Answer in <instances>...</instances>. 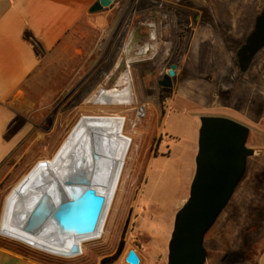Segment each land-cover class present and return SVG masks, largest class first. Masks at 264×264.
Wrapping results in <instances>:
<instances>
[{
  "label": "rangeland",
  "instance_id": "1",
  "mask_svg": "<svg viewBox=\"0 0 264 264\" xmlns=\"http://www.w3.org/2000/svg\"><path fill=\"white\" fill-rule=\"evenodd\" d=\"M262 10L264 0H114L92 12L83 33L45 56L29 79L27 111L16 122L24 132L7 134L14 143L0 164V222L12 187L54 155L81 115L117 113L127 117L124 133L133 142L106 237L84 242L73 257L2 234L0 245L44 264H102L105 258L124 264L131 248L139 264H166L174 215L194 173L186 178L199 116L221 112L249 127L246 145L254 154L205 235L204 264H255L264 244V47L245 72L235 55ZM171 63L172 86L163 90L158 80ZM124 73L130 78L128 104L89 100L115 87Z\"/></svg>",
  "mask_w": 264,
  "mask_h": 264
},
{
  "label": "water",
  "instance_id": "2",
  "mask_svg": "<svg viewBox=\"0 0 264 264\" xmlns=\"http://www.w3.org/2000/svg\"><path fill=\"white\" fill-rule=\"evenodd\" d=\"M113 1L96 0L90 11H98ZM262 47L264 10L255 17L252 31L236 51L241 72L248 69ZM175 68L172 63L159 80L161 86H172ZM199 121L194 173L188 196L174 215L166 264H204L207 257L205 235L242 179L248 157L254 154V149L246 145L249 133L246 124L218 114H202ZM100 174V160L96 155L92 156L89 171L83 176L72 175L67 179L60 195L52 197L51 206L44 208L40 198L32 204L21 226L23 230L37 236L48 232L47 227L57 236L82 237L95 233L110 196L112 179L110 186L106 184V189H101L105 183L99 181ZM139 262L135 249H129L124 264Z\"/></svg>",
  "mask_w": 264,
  "mask_h": 264
},
{
  "label": "bare ground",
  "instance_id": "3",
  "mask_svg": "<svg viewBox=\"0 0 264 264\" xmlns=\"http://www.w3.org/2000/svg\"><path fill=\"white\" fill-rule=\"evenodd\" d=\"M129 79V74L124 73L115 87L102 88L89 100L106 106L128 104L130 102ZM126 124L127 117L117 113L81 115L54 155L51 158L39 160L12 187L5 200L0 234L35 249L63 257L81 254L84 242L105 238L107 219L133 142V138L124 133ZM95 155L100 160L99 181L105 183L101 185V189H106V184L109 185L112 178L109 188L110 196L98 230L82 237L57 236L49 227L46 228L48 232L38 236L23 230L21 226L32 204L40 198L44 208L51 206L52 197L60 195L67 179L72 178V175L83 176L89 171L91 158Z\"/></svg>",
  "mask_w": 264,
  "mask_h": 264
},
{
  "label": "crops",
  "instance_id": "4",
  "mask_svg": "<svg viewBox=\"0 0 264 264\" xmlns=\"http://www.w3.org/2000/svg\"><path fill=\"white\" fill-rule=\"evenodd\" d=\"M95 1L0 0V164L14 143L6 138L7 134L18 137L24 132L20 133L24 126L20 129L16 122L27 111L29 79L38 73L45 56L65 48L76 34L83 33L85 23L90 25V6ZM196 148L195 143L194 157ZM194 157L193 163L188 164L186 178L192 175ZM260 226L264 232V210L260 213ZM0 264L44 263L0 245ZM255 264H264V244Z\"/></svg>",
  "mask_w": 264,
  "mask_h": 264
},
{
  "label": "trees",
  "instance_id": "5",
  "mask_svg": "<svg viewBox=\"0 0 264 264\" xmlns=\"http://www.w3.org/2000/svg\"><path fill=\"white\" fill-rule=\"evenodd\" d=\"M163 90H169V88H162ZM2 245V244H1ZM111 258H105V259H103L102 260V264H111L112 263V261L110 260Z\"/></svg>",
  "mask_w": 264,
  "mask_h": 264
},
{
  "label": "flooded vegetation",
  "instance_id": "6",
  "mask_svg": "<svg viewBox=\"0 0 264 264\" xmlns=\"http://www.w3.org/2000/svg\"><path fill=\"white\" fill-rule=\"evenodd\" d=\"M135 37H137V35L135 36ZM235 57H236V55H235ZM236 62H237V58H236ZM172 64V63H171ZM170 64V65H171ZM175 64V63H174ZM176 65V64H175ZM238 66V65H237ZM169 68H170V66H169ZM176 69V68H175ZM168 71V70H167ZM167 73V72H166ZM165 73V74H166ZM163 77V76H162ZM162 79V78H161ZM161 79H159V80H161ZM159 80H158V84H159ZM171 80H172V76H171ZM160 85V84H159ZM161 86V85H160ZM162 88H163V86H161ZM164 88H170V87H164Z\"/></svg>",
  "mask_w": 264,
  "mask_h": 264
}]
</instances>
